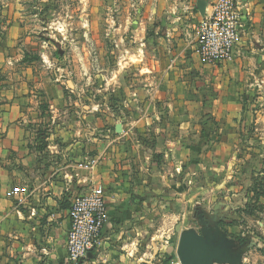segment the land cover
Masks as SVG:
<instances>
[{
  "label": "rangeland",
  "instance_id": "1",
  "mask_svg": "<svg viewBox=\"0 0 264 264\" xmlns=\"http://www.w3.org/2000/svg\"><path fill=\"white\" fill-rule=\"evenodd\" d=\"M130 3L0 0V23L23 13L34 41L55 58L54 65L65 68L50 66L52 72L44 75L58 79L63 97L55 109L45 103L38 111L51 120L38 134L52 138L35 146L49 154L48 146L63 150L80 140L83 161L99 162L85 172L86 186L101 184L108 195L137 206L153 252L167 242L158 263L182 264L183 251L202 264H264V76L252 65L236 76L237 85L230 88L237 91L235 101L225 79L220 77L217 89L213 74L203 68L188 79L183 104L169 110L168 98L181 97V91L169 96L164 79L147 76L138 46L144 30L139 33L137 24L128 22ZM117 39L123 40L120 46ZM131 42L140 59L129 51ZM215 98L238 101L241 110L227 118ZM57 155L52 159L59 160ZM171 166L179 170L168 173ZM23 188V196L29 195ZM113 224L118 227L119 219Z\"/></svg>",
  "mask_w": 264,
  "mask_h": 264
},
{
  "label": "crops",
  "instance_id": "2",
  "mask_svg": "<svg viewBox=\"0 0 264 264\" xmlns=\"http://www.w3.org/2000/svg\"><path fill=\"white\" fill-rule=\"evenodd\" d=\"M151 1L131 0L128 22L137 24L139 33L144 30L138 46L143 51L147 76L164 79L165 92L169 96L175 95L178 89L181 91V97L168 98L169 110L183 104L181 99L188 94V79L201 75L203 68L213 74L217 82L213 85L217 89L222 86L218 84L220 77L225 79L226 85L229 84L227 93L234 96L235 101L239 99L237 91L230 88L236 84V76L241 78L249 65L255 66L256 72L264 76V0H241L243 29L239 45L231 59L213 64H202L195 51L201 9L209 12L212 0H158L157 4ZM121 27L118 23L117 29ZM29 30L23 13H16L6 24L0 23V264H72L66 261L68 211L73 198L88 191L85 172L95 166L84 167L87 160L83 161L86 156L82 155L83 146L77 149L80 140L63 150L48 146L52 148L50 155L45 154L46 149L35 146L37 142L47 143L52 138L44 132V136L38 134L41 126L51 123L50 118H40L38 111L47 108L45 103L49 104L48 108L55 109L63 97V91L60 92L56 84L58 79L52 81L45 76L52 72L50 66L61 71L65 68L54 65L55 58L48 54L44 45L34 41ZM120 41L123 40L117 39L118 46ZM135 45L131 42L129 51L134 47L138 50ZM30 49L33 50L31 55L27 54ZM133 53L137 57L136 52ZM154 61L159 66L153 69L148 63ZM215 103H223L220 108L227 118L236 116L241 110L238 101L232 105L229 100L215 98ZM177 149L175 145L174 153ZM51 154H59L55 157L59 158L57 166ZM165 154L169 155L167 151ZM98 163L97 160L96 165ZM100 163H105V158ZM177 169L178 166H171L167 172ZM162 170L160 172L167 173L164 168ZM23 186L29 188V195L12 192L13 187ZM103 189L108 222L102 233V243L77 264H160L158 255L165 248L166 240L158 245L157 252H153L144 239L147 220L137 214V206L129 205L120 196L108 195ZM113 219H119L118 227ZM125 227L128 230L125 231ZM141 239L145 240L142 244ZM169 248L172 250L171 246ZM226 264L234 263L230 260Z\"/></svg>",
  "mask_w": 264,
  "mask_h": 264
},
{
  "label": "built area",
  "instance_id": "3",
  "mask_svg": "<svg viewBox=\"0 0 264 264\" xmlns=\"http://www.w3.org/2000/svg\"><path fill=\"white\" fill-rule=\"evenodd\" d=\"M241 0H212L209 12L201 15L196 25L195 51L208 64L231 59L239 45L243 29ZM97 159L87 160L85 168ZM13 193L24 194L25 188L13 187ZM66 261L77 264L102 243L108 222L107 201L103 186L93 185L71 201L68 211Z\"/></svg>",
  "mask_w": 264,
  "mask_h": 264
},
{
  "label": "water",
  "instance_id": "4",
  "mask_svg": "<svg viewBox=\"0 0 264 264\" xmlns=\"http://www.w3.org/2000/svg\"><path fill=\"white\" fill-rule=\"evenodd\" d=\"M201 10H202L201 15H204L203 9H201ZM190 237L191 236H189V238L187 237V239H191ZM186 242L188 243V241H186ZM186 242L184 241L185 244H187ZM183 249H184V247H183ZM180 257H181V263L182 264H202L201 260L198 262V260H199L198 256H193V255L191 256V255H189L188 252L181 251Z\"/></svg>",
  "mask_w": 264,
  "mask_h": 264
}]
</instances>
